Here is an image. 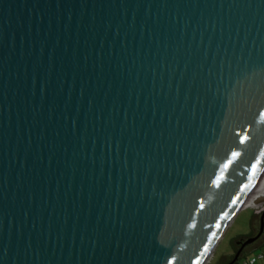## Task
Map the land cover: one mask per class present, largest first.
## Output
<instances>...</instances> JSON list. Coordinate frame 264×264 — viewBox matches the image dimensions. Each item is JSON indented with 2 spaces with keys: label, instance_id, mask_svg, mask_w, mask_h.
<instances>
[{
  "label": "water",
  "instance_id": "95a60500",
  "mask_svg": "<svg viewBox=\"0 0 264 264\" xmlns=\"http://www.w3.org/2000/svg\"><path fill=\"white\" fill-rule=\"evenodd\" d=\"M263 170L264 0H0V264H204Z\"/></svg>",
  "mask_w": 264,
  "mask_h": 264
},
{
  "label": "rangeland",
  "instance_id": "374dc122",
  "mask_svg": "<svg viewBox=\"0 0 264 264\" xmlns=\"http://www.w3.org/2000/svg\"><path fill=\"white\" fill-rule=\"evenodd\" d=\"M263 210L264 204L259 206L255 205L253 207L246 206L240 209L238 214H236V217L233 218L231 223L223 232V235L219 239L215 250L210 256L207 264H222L225 258L232 253L231 243L233 242V240L249 235L251 228L254 230H258L259 218ZM261 253H264V247L255 249L251 254L248 255L247 259H255L258 264L262 263V259H259L262 256L260 255Z\"/></svg>",
  "mask_w": 264,
  "mask_h": 264
},
{
  "label": "flooded vegetation",
  "instance_id": "af4514ba",
  "mask_svg": "<svg viewBox=\"0 0 264 264\" xmlns=\"http://www.w3.org/2000/svg\"><path fill=\"white\" fill-rule=\"evenodd\" d=\"M260 219V218H259ZM259 233L258 230H254L251 228V231L247 239L240 240L235 242L232 247V253L227 256L222 264H241L245 260H247L248 255L252 250H254L256 247L262 246L264 243V230L263 233L252 243L246 245L245 247H242L243 243H245L247 240L252 239L257 236ZM264 259V256H263Z\"/></svg>",
  "mask_w": 264,
  "mask_h": 264
},
{
  "label": "bare ground",
  "instance_id": "6f19581e",
  "mask_svg": "<svg viewBox=\"0 0 264 264\" xmlns=\"http://www.w3.org/2000/svg\"><path fill=\"white\" fill-rule=\"evenodd\" d=\"M264 195V170L260 173V175L258 176L256 182L254 183V185L251 188V191L248 195V197L243 201L240 209L249 206V207H253L255 206V200L257 198H260ZM235 217V216H234ZM231 223V222H230ZM229 223V224H230ZM228 224V225H229ZM227 225V226H228ZM221 238V237H220ZM219 241V240H218ZM212 255V253L209 255V257L207 258V260L205 261L204 264H207L210 256Z\"/></svg>",
  "mask_w": 264,
  "mask_h": 264
},
{
  "label": "crops",
  "instance_id": "0c3cea01",
  "mask_svg": "<svg viewBox=\"0 0 264 264\" xmlns=\"http://www.w3.org/2000/svg\"><path fill=\"white\" fill-rule=\"evenodd\" d=\"M235 217H236V215H235ZM235 217H234V218H235ZM262 247H264V243H263L262 246L256 247L255 249H260V248H262ZM255 249H254V250H255ZM254 250H252V251L250 252V254H251ZM260 255H262V257H263V256H264V253H261ZM245 261H248V259L245 260ZM245 261H244V262H245ZM244 262H243V263H244ZM243 263H241V264H243ZM254 264H258V263L255 261ZM259 264H264V259H262V263H259Z\"/></svg>",
  "mask_w": 264,
  "mask_h": 264
},
{
  "label": "trees",
  "instance_id": "16d2710c",
  "mask_svg": "<svg viewBox=\"0 0 264 264\" xmlns=\"http://www.w3.org/2000/svg\"><path fill=\"white\" fill-rule=\"evenodd\" d=\"M252 219H253V217H252ZM251 224H252V220H251ZM248 237H246V236H243V237H239V238H237V239H235V240H233V242L231 243V246L233 247V244H234V242L235 241H239V240H244V239H247Z\"/></svg>",
  "mask_w": 264,
  "mask_h": 264
},
{
  "label": "built area",
  "instance_id": "2783aa9c",
  "mask_svg": "<svg viewBox=\"0 0 264 264\" xmlns=\"http://www.w3.org/2000/svg\"><path fill=\"white\" fill-rule=\"evenodd\" d=\"M259 259H263V257L261 256ZM254 262H255V259H252V260L245 261L243 264H254Z\"/></svg>",
  "mask_w": 264,
  "mask_h": 264
}]
</instances>
